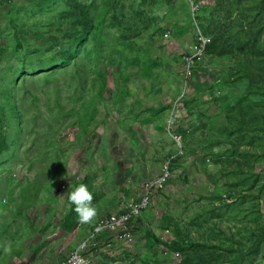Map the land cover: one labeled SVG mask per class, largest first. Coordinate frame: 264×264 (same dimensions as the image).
I'll return each instance as SVG.
<instances>
[{"label": "rangeland", "instance_id": "obj_1", "mask_svg": "<svg viewBox=\"0 0 264 264\" xmlns=\"http://www.w3.org/2000/svg\"><path fill=\"white\" fill-rule=\"evenodd\" d=\"M80 3L93 60L51 75L41 59L85 25ZM18 40L37 63L18 104L34 124L36 102V129L53 124L60 144L36 155L41 143L26 141L29 152L0 164V264H66L170 158L133 238L98 264H264V0H0V46ZM81 183L97 208L88 224L67 197Z\"/></svg>", "mask_w": 264, "mask_h": 264}, {"label": "trees", "instance_id": "obj_2", "mask_svg": "<svg viewBox=\"0 0 264 264\" xmlns=\"http://www.w3.org/2000/svg\"><path fill=\"white\" fill-rule=\"evenodd\" d=\"M89 8V5L80 3V10L82 13L81 16L82 19L84 18L85 25L81 27L75 26L69 29L68 33L71 34L72 39L68 42L64 50H62L58 56L42 57L41 64L43 66L49 64L50 68L52 69L50 73L51 75L56 74L57 72H68L72 67L76 68L77 70H81V67L84 64L83 59L89 62L93 60V52L85 48L89 42L91 34L90 30L93 28V17L91 18ZM17 46L19 48L23 46L20 40H18L15 44H10L7 46V50H5V47L0 46V164L6 165H8L9 162L11 163L13 160L20 159L22 151L25 153L29 152L31 147L26 149L24 148L27 147L28 143H31L33 146L37 142L41 143L36 155L42 154L39 153V151L47 143L51 147H55L56 144H60V142H57L59 140L57 133H54L53 136L49 134V130L53 129V124L50 123L49 126H45V124H43V130L36 129L37 126L40 125L38 121V115H42V110L37 106L36 102H34V104L37 107L38 114L33 119H31L34 120V124H31L27 121V118H29V113L26 112L25 107H21L18 104L16 98V90H19L18 85H21L22 87L24 86L27 76L31 75L30 71H34L36 69L34 64L37 63L32 62V60L30 61V55L28 56L23 50L17 51ZM83 49L86 50L84 55H82ZM13 61L17 62V70L20 71L22 76L21 81L17 78L15 75L16 73L12 69H8L9 65L11 66ZM4 62L7 63L8 67L5 66L2 68V64ZM97 73L99 75L95 76L94 78L95 85H99L100 88H105L106 84L104 77L101 76V73L98 71ZM33 133L36 134V138L33 137V139H28ZM51 140L54 143L50 142ZM26 141L28 142L27 144ZM34 161L37 163L36 158ZM173 161H175V159ZM44 172L48 176H51V174H49L47 171ZM75 212L74 205L72 207L73 216L76 215ZM70 221L71 217L69 218L67 225L73 226L75 221ZM67 228L71 229L68 226ZM148 240L153 244L163 243V240L158 238L151 230L148 231Z\"/></svg>", "mask_w": 264, "mask_h": 264}, {"label": "built area", "instance_id": "obj_3", "mask_svg": "<svg viewBox=\"0 0 264 264\" xmlns=\"http://www.w3.org/2000/svg\"><path fill=\"white\" fill-rule=\"evenodd\" d=\"M204 47L210 39L202 37ZM173 158L164 164L161 173L143 184L139 197L125 199L118 212L104 217L89 235L71 252L66 264H98V256L112 254L116 243L129 242L134 236V227L150 208L157 193L172 177ZM99 229V230H98Z\"/></svg>", "mask_w": 264, "mask_h": 264}, {"label": "clouds", "instance_id": "obj_4", "mask_svg": "<svg viewBox=\"0 0 264 264\" xmlns=\"http://www.w3.org/2000/svg\"><path fill=\"white\" fill-rule=\"evenodd\" d=\"M67 197L68 201L75 205V211L81 223L88 224L93 222L97 216V208L92 204L93 194L89 190L88 185L81 183L75 188H70ZM2 251L4 254H10L12 248L9 244H5L2 246Z\"/></svg>", "mask_w": 264, "mask_h": 264}]
</instances>
